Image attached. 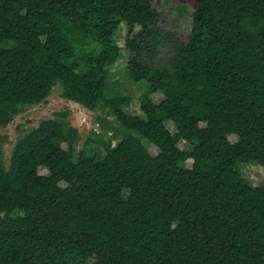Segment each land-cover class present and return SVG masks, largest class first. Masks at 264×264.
<instances>
[{
    "label": "trees",
    "instance_id": "16d2710c",
    "mask_svg": "<svg viewBox=\"0 0 264 264\" xmlns=\"http://www.w3.org/2000/svg\"><path fill=\"white\" fill-rule=\"evenodd\" d=\"M160 22L150 0H0V127L58 84L119 123L98 118L79 151L57 113L8 166L0 137V264H264V187L238 169H264V0H198L188 42ZM123 24L137 116L110 81Z\"/></svg>",
    "mask_w": 264,
    "mask_h": 264
},
{
    "label": "rangeland",
    "instance_id": "374dc122",
    "mask_svg": "<svg viewBox=\"0 0 264 264\" xmlns=\"http://www.w3.org/2000/svg\"><path fill=\"white\" fill-rule=\"evenodd\" d=\"M150 2L161 14L160 28L164 33L174 35L182 42H188L192 29L193 13L196 10L198 0H150ZM127 33V26L125 24L121 25L117 35V44L124 53V57L111 69L112 78L110 81L112 87L115 86L121 95L131 98V104L126 108V112L129 115L137 116L142 114L140 110V99L146 91V88L143 85L137 86L133 84L126 75L127 61L129 58L125 45ZM168 43L171 44V42L165 43L158 55V59L161 62L167 61L169 57V50H171L172 46H167ZM152 98L155 102L159 103L162 101L163 96L156 94ZM57 113H67V120L70 125L79 130L80 139L77 146L79 151L84 148L88 139L95 138L92 135V131L101 133L100 125L97 121L98 118L107 119L115 127L119 125L108 108L104 109L99 107L94 111H90L79 104L67 101L62 95V86L58 84L54 87L46 102L26 108L9 126L0 127V137L5 139L3 151L4 161L7 166L11 159L13 147L18 139L33 128H37L43 120L54 119ZM167 127L171 132H175V127L172 123H168ZM202 127H205V125L202 124ZM113 135V132L107 133L108 137H113ZM230 141L235 144L238 142V138L231 136ZM118 142L116 138H113L114 146ZM62 147L67 150L66 144H63ZM181 148L188 153L193 151V147L186 142L181 144ZM149 152L152 156L156 157L159 155L160 150L155 146H151ZM105 154L104 149L101 147V157H104ZM187 164L188 167H191V162ZM238 169L243 178L249 181L251 185L254 187H264V169L261 166L253 162L240 164ZM39 173L46 176L49 174V171L46 168H41L39 169Z\"/></svg>",
    "mask_w": 264,
    "mask_h": 264
}]
</instances>
